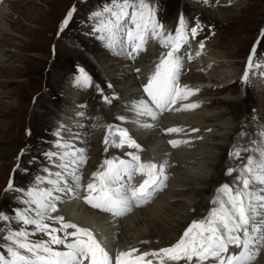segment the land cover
Returning a JSON list of instances; mask_svg holds the SVG:
<instances>
[{
  "label": "snow or ice",
  "instance_id": "1",
  "mask_svg": "<svg viewBox=\"0 0 264 264\" xmlns=\"http://www.w3.org/2000/svg\"><path fill=\"white\" fill-rule=\"evenodd\" d=\"M75 10L73 7L68 11L61 30L69 24ZM90 19L93 34L116 55L135 59L150 39L158 40L162 47L169 49L161 53L147 82L142 85L144 97L132 101L128 108L133 114V123L141 128H153L156 125L144 122L143 118L157 121L164 111L199 107L198 103L178 104L198 91L179 83L183 67V57L179 53L189 37L197 36L199 23L190 27L181 15L175 32H165L164 25L157 19V9L149 0H108L101 9L91 13ZM200 47L203 48V43ZM255 51L253 46L241 77L245 83L248 70L258 66L253 63ZM136 71L139 73L140 69ZM79 73L77 84L91 86L92 79L85 70L80 68ZM96 87L102 91L99 85ZM114 98L103 97L108 104ZM117 119L125 121L128 118L118 116ZM107 128L105 152L109 146L119 149L126 146L132 151L125 153L127 159L118 156L104 159L86 185L82 184L80 174L86 162L84 150L76 149L62 139L56 141L59 151L44 153L50 161L58 158L60 171L53 174L45 168L49 175H37L27 188L14 187L9 179L5 192L19 193L17 199L26 207L15 209L13 216L0 211V221L5 222L0 228V238L4 241L0 244V264H252L264 251V131H261L259 141H252L254 147H233L230 158H240L245 152L252 154L241 167L227 169L226 175L236 173L233 183L220 185L207 215L193 220L180 238L168 247L143 253L131 248L113 256L93 229L68 221L61 215H52L58 211L56 202L60 197L54 195L58 192H71L74 198L82 199L93 209L112 217H122L133 207L149 203L167 186L168 161L142 158L144 150L127 128L111 124ZM183 131L180 127L163 129L165 134ZM55 135L60 136V131L57 130ZM188 143L183 139L168 140L173 148ZM137 176L142 179L134 183ZM11 221L19 226L11 227ZM47 221H54L59 227H53ZM27 226H33L32 230ZM36 233H42L48 239L32 240ZM233 248L238 251H232Z\"/></svg>",
  "mask_w": 264,
  "mask_h": 264
},
{
  "label": "rangeland",
  "instance_id": "2",
  "mask_svg": "<svg viewBox=\"0 0 264 264\" xmlns=\"http://www.w3.org/2000/svg\"><path fill=\"white\" fill-rule=\"evenodd\" d=\"M96 1L99 2L97 3L98 5L95 3V0H80V2L78 0H10L7 5H5L6 3H2V8L5 12L4 18L0 19V211L1 209H5L14 212V210L17 209L16 203L11 196V192L13 191H9V194V192H5V188L7 187L9 179H12L15 187H20L18 184L21 183L20 180H22L23 177L26 181L29 180L28 178L31 172V168L29 167L33 159H36V157L32 159V155L35 153L37 154L38 151L35 153L34 151L39 149V147H43V144L45 145V140L49 137L50 133L53 132L52 125L50 124L53 118L52 116L56 114L52 112L54 109H52L51 106L55 108L58 107V105L68 103L61 95L62 90L68 89L67 93L66 91L64 92L65 95L74 97V100L81 96V92L75 87H68V84H66L64 88V76H66L68 72L84 67L86 71L98 77V69H96L95 64L91 60L94 58L102 71L105 73L109 72L111 77L116 80V84L122 95V99L118 105L120 115L124 110L128 109L127 105H125L128 98L122 94V89L127 87L130 89L135 86V75H133V72L130 70V62L125 64V61L122 60L124 59L122 55H106V53L101 52V50L90 47L92 46L90 42H87L86 45L82 43L84 48L82 45H76V39L72 37V29H75L78 24L82 26L83 23H80V21L83 20L84 13L88 12V15H91L92 12L101 9L103 5L108 2V0ZM192 1V3H188L185 0H153L152 4L157 9V19L160 23H172L183 15L190 27L199 23L200 31L198 35H210L208 37L209 39H213L211 38L212 36L215 42L217 41L220 43V47L211 48L207 46L208 43L206 38H203L205 40L204 42H201L202 39H196V41L192 40L195 43L194 47L196 51L199 52V56L201 55V57L195 58L193 55L190 59L188 57L184 65L190 72H183L184 75H188V81L195 82L196 84H203L204 82L201 83L199 80L193 79L194 76L197 78L196 75L192 76V71L195 72L193 68L197 70L196 72H201L205 79H213V81H215L213 85L216 88L212 87V89H214L210 91L211 98L198 96L197 99L203 102L201 109L205 115H208L199 118L198 124L195 125L188 118L185 120L188 124L191 123L195 126V128L192 127V129H197L198 126L203 128L208 126L212 127L211 134L204 132L205 130L202 128L200 132L199 129L195 131L193 135L197 136L192 141V145L190 143V147L186 148V153L188 154V152H190L193 145L198 151H208L209 154H198L197 162L193 159L189 160L192 162L191 164L194 165L192 168L205 165L206 162H208L210 167H199L198 172L200 174H210L206 176L207 179L210 178L211 175L213 176L210 178V183L208 184L191 183L192 188L186 189L184 192L187 194L189 193L188 195H176V197L168 198L172 199L168 201L163 199V204H165L164 209L157 215V226L160 227L162 231H171L175 228L177 223L174 220L181 221L178 217L179 212L183 213L185 216L187 214V217H190V215L203 209L201 206H196V210H193L194 207H191L193 204L195 205L196 200L198 201L201 198L200 194L194 199L195 189L206 188L202 199L205 200L209 197L210 201V199H213L216 195V189L220 185L233 183L236 173L232 175H226L225 173L230 167H241L243 165L244 155L242 153L240 158H230L229 152L234 146L244 147L243 145L240 146V143L246 140L252 129V120L255 117V112H257L256 108H258V105L261 106V104H264V59L261 60L263 63L255 59L254 64L258 66L250 68L247 83L251 84L255 92L246 86L241 94L242 99L238 100L239 96L235 97L232 95L239 91L238 82L231 85V92H225L224 89H219L221 86L228 83L236 74L240 67L242 57L248 52V47L254 40L257 42L261 38L256 49V55L259 58L261 55H264V34L262 35V30H264V0H236L232 2V7L229 5L223 6L226 2L209 5L204 0ZM101 2H103V4H101ZM73 3H75L74 6L72 5ZM73 7H75L76 10L69 24L65 26L63 30L59 27L53 39L55 44L53 46L52 43L50 48V50H52L50 54L52 59L48 61L49 43L50 40H52L51 32L54 30L61 14L64 13L66 15L67 11ZM6 10L9 11L7 14ZM171 27L172 24H166L164 26L165 32H168ZM57 36H60L58 40ZM158 43V40H149L150 52L153 53L156 50ZM201 43H203V48L200 47ZM65 49L67 51L68 49H75L77 53L76 55H71L69 52V54H66L64 51ZM155 56L156 55L152 56V58ZM208 56L212 58L213 63L208 61L210 67H204L203 61L207 60L206 58ZM152 58H150L151 61ZM183 59H186L184 55ZM192 60H194V62L191 63ZM149 63H144L143 59L140 61L135 60L134 66L137 64L138 68H140ZM124 68H127L125 71L127 73L125 75L118 73ZM54 74H57L58 79H60L58 85L54 83ZM71 83L75 84L76 81H71ZM58 87H60V89H58ZM34 94L37 95L34 96ZM42 98L48 99L49 102L45 104V106L35 109L38 103L32 102V100L36 101ZM207 101H210V103L212 102V105L204 107V103ZM200 106L201 105H199V107ZM70 108L74 111L73 106H70ZM207 118H211L215 121L207 125L204 122L207 121ZM225 120H228V122H225ZM113 125L117 124L115 123ZM262 125H264V122ZM184 127L186 131L191 128L190 125ZM91 128L92 127L87 131L90 132ZM128 130L131 136L135 137L134 131L132 132L129 128ZM68 132L71 133V135L76 134L78 136V139L74 138V141L76 140V144L80 145L79 133L69 128ZM241 132H244L245 135L241 136ZM258 132L260 134V131ZM102 134L104 135L102 132H97L96 135L86 134L88 137H91L87 144L89 147H92L88 152L90 156L92 155L89 163L90 166H87L88 168H91L92 165L96 166V163L101 161V159H99L100 157L106 158L108 155L105 154V148L101 146L102 143H100L103 137ZM55 138L57 139V135H55ZM200 143L202 144L200 145ZM55 144L56 142L50 150H54ZM84 145L85 143L81 144V146H77L76 149H80ZM115 149L118 148H114V150ZM21 150H23V154H21ZM179 150L180 149L177 151ZM97 151L99 154H97ZM95 156L99 159L95 161L96 163L94 162ZM19 158H21V161L17 160ZM47 163L48 162H46V164ZM191 164L187 163L189 166H192ZM17 165H19V167H17ZM21 169H24V172L20 173L22 171ZM188 169L190 168H187L186 172H188ZM37 175L40 174L37 173ZM185 184V188H187L189 183ZM180 187L181 186H179L178 189H180ZM185 188H183V190H185ZM166 193L170 195L172 193L179 194L181 192L168 189ZM182 199L186 200L187 203L185 205ZM169 202H174V204H169ZM188 206L190 207L188 208ZM166 209L169 211H166ZM170 211H174L175 215L169 214ZM12 215H14V213ZM127 215H125L124 218ZM152 218L155 219L154 222L156 223V215H153ZM143 223L148 224L149 222L145 221ZM142 227L141 224L137 225V229H141ZM176 233H171L169 238L164 241L166 242L170 238H173L174 234L177 235ZM116 235L118 236L116 243L119 240V242L126 244L129 240V236L125 233L120 232ZM156 238L158 239V237ZM162 242L160 241L159 245H162ZM1 244H3V242H1ZM254 263L264 264V252L258 255L252 262V264Z\"/></svg>",
  "mask_w": 264,
  "mask_h": 264
},
{
  "label": "bare ground",
  "instance_id": "3",
  "mask_svg": "<svg viewBox=\"0 0 264 264\" xmlns=\"http://www.w3.org/2000/svg\"><path fill=\"white\" fill-rule=\"evenodd\" d=\"M235 1L236 0H233L232 2H235ZM4 12L5 11L2 8V4H0V19L4 18ZM208 37L209 36H202V35H199L198 37L196 36L195 38L189 37L187 43L182 47L181 52L179 54L182 57H183L184 54L188 55V57H191L192 55L195 58L196 57H198V58L201 57V55L199 56V54H198L199 52L196 51V49L194 47V45H195L194 41H192V40L196 41V39H202L201 42H204L205 40L203 38H206L207 43H208L207 46H210L211 48L212 47L213 48L220 47V43L219 42H217V41L215 42L213 39H209ZM186 48H187V50H186L187 53H183ZM97 50H98V48H97ZM163 50L164 51H166V50L168 51L169 49H163ZM64 51H65L66 54L70 53L71 55H76V53H77V50H75V49H73V50H71V49L69 50L68 49V51L65 49ZM181 53H183V54H181ZM160 55L153 57L152 58L153 61H151V63L145 64V65H143L140 68L137 67L136 69H140V72H143V73H146L148 71L149 72L153 71L154 70V65L158 62V60L160 58ZM206 59L207 60L203 61V66L204 67H210V63L208 61H211V63H213L212 58L208 56ZM91 60L95 64L96 69H100L102 71V69L98 66L96 60L94 58H92ZM186 61H187V59H183V66L186 63ZM195 61H198V60H195ZM192 62H194V60H192L191 63ZM263 66H264V64H263ZM126 69L127 68H124L123 70L121 69V71H119L118 73H121V74L125 75L127 73V72H125ZM146 70H148V71H146ZM193 70L195 72L197 71V70H195V68H193ZM54 71H56V70H54ZM131 71H132V69H131ZM192 73H193V71H192ZM105 75L111 77L109 72H106ZM189 78H190V76H189ZM53 80H54V83H57V85H58V82L60 81V79H58V75L57 74L53 75ZM179 83L181 85H187L188 87H190L192 89L200 88L203 85V84H199V83L196 84L195 82H190V81L184 80V79H183V81L179 80ZM58 89H60V87H58ZM208 90L209 89H204V90L202 89V91H208ZM260 90H262V89H260ZM263 90H264V88H263ZM65 91L67 93L68 89H66ZM139 92H140V90H139V87H137V86H133L130 89H129V87L122 89V94L127 96V98H128L127 101L125 100L126 101L125 105H127V108H129L128 106L131 105L132 101L139 100V99L142 98V96H141L142 94L139 93ZM131 95H132V97L134 96L133 97L134 99L131 97ZM197 99H198V93L195 92L193 95L189 96L188 100L184 101V103L185 102L186 103H194L195 101H198ZM35 102L38 103L37 104L38 106H36L35 109H38L39 107L45 106V104H47L49 102V100L45 99V98H42L41 100H36ZM178 102H180V101H178ZM199 103L202 104L203 102L199 101ZM51 108L54 109V110H52V112L54 114H56V115L52 116L53 118L51 120V124L55 120H56L55 121L56 123L59 122L58 117H61V116L67 117V118H70V119H74L75 116H79V113L78 114L74 113L73 109H71L70 106L69 107L65 106V107H62V108H60V107L59 108L58 107L54 108L53 106H51ZM201 108H202V105L197 108V112H193V110H192V111H190L189 114L185 113L184 110H181L183 112H181V111H164L159 116V119L157 121H152L150 118H147V117L143 118V121L147 122V123H153V122H155L156 124L161 123L162 124V128H166V127L167 128H169V127H180V128H182L184 130L181 133H172V134H164V135H162L160 133V132H162L161 129L158 130V125H156L157 129H154V127L153 128H141V127L137 126L135 123L132 122L134 117H133V114L131 112H128V109L124 110V112L120 115V116H125V117L128 118L125 121H120L119 120V123L121 125H124L125 126L124 128H127V129L131 128L132 132L134 131L135 137L133 136V138H135V140L143 148L144 151L142 153L144 155L149 154V151L151 150V151H153V153L151 152V154L154 155V153H155L156 156L158 155V158L160 160L161 159L160 156L162 155L163 150L165 148L164 147V143H165V141L167 139H183V140H188L189 141L188 144H182L179 147H176L175 149L173 148V149L170 150L172 152L173 156L175 157V159L178 161V165H177V167L176 166L173 167V172H174L173 178L174 179L173 178L171 179V181H170L171 186L169 187V189H174V190H177L178 192H181V193H179V194L172 193V194L169 195L168 193H166L167 192V190H166V192H164L162 195H160L161 197L159 196L152 204L144 206V207H140V208L132 211L125 218L124 217L123 218H116V219L113 220V219H109V218H111L110 216L107 217L105 215H102V214H99L97 212H94L93 210L83 206L81 203L76 202L75 199H73L71 196H68L66 191L58 192V193H55L54 195H58L62 199V203L57 201L56 205H59V206H56L58 211L56 213H52V215H61V216L65 217L66 220H71V221H73V220L77 221L78 220L79 222H81V225L82 224H84V225H87V224L88 225H91V224L92 225L93 224H105L106 226H111L112 229L115 230L116 234L122 232V233H125V234H127L129 236V238H128L129 240H128V242L126 244H123V242H119V240L117 241V245L126 246L128 250L131 249V248H136V249L139 250L140 253H143V252L152 251V250H149V249H142V248L140 249V247H143L144 245H145L146 248L147 247L160 246L159 245L160 241L161 242L164 241L165 239L169 238V235L171 233H176L178 231L180 226L184 224L183 220L185 218V215H183V213L179 212L178 217L181 219V221L179 222L178 220H174L177 223L175 225V228L172 229L171 231H162L161 228L157 226L158 225L157 215H158L159 212H161L164 209V205L165 204H163V199L168 201V200H172V199H168V198L176 197V195L187 194V193H184V192L186 191V189L192 188V184L194 182H196V184L197 183H199V184L200 183H207L208 184V183H210L209 182L210 178L213 176V175H211L210 178L207 179L206 176L210 175V174H206V173L205 174L204 173L200 174L198 172L199 167L200 168H203V167H208L209 168L210 164L208 162H206L205 165L195 166V168H192V167H194V165H192L191 164L192 162H190L191 159L196 160V162H197V158H198L197 155L198 154L199 155L200 154L203 155L204 153L209 154L208 151H198V150L195 149V146L193 145V147H191V149H190V152H188V154L186 153L187 152L186 148L190 147V143L192 145V141L196 138L197 135H193V133H195V132L192 131V127L195 128V126H193V124H191V123L188 124L187 122H185V124L184 123L181 124V123L183 122V120L185 121L188 118L190 121H192V123H194V125L198 124V119L199 118H202V117L208 115V114L205 115V113L202 111ZM74 110H76V109H74ZM102 110H103L104 119L105 120H107V119L110 120L108 110L107 109L104 110L103 108H102ZM207 120H212V119L211 118H207ZM121 125L119 127H121ZM186 125H190V127H191L190 130H187V131L185 130L184 126H186ZM60 127L61 128H59V129L57 128V130L60 131V136H57L56 141L58 139H62L63 141H68V142H70L72 144L73 147L75 146L74 148H76L77 146H81V144H83L82 142L79 143L80 145L76 144V142H75L76 140L74 141V138L78 139V136L76 135L74 137L73 135H71V133L68 132V128H69L68 124L61 125ZM201 128L203 129V127H201ZM261 131H264V125H262L260 133H261ZM259 136H260V134H259ZM88 138H89V141H90L91 137H88ZM99 141H100V138H99ZM100 143H102V141H100ZM83 148H84V146H82V148H80V149H83ZM165 149H167V147ZM178 149H180V150L177 151ZM55 151H59L57 149V147H56V144H55L54 150L53 151L50 150V152H55ZM36 155L37 154L35 153L34 157H36ZM95 155H96V153H95ZM91 157H92V155L90 156L89 159H91ZM105 157H106V155H105ZM95 159H96V156L94 157V162H95ZM99 159H102V157H100ZM58 163H59L58 158H54V161H50L49 160L48 163L43 168L49 169L50 172L54 174L55 172L60 171V169L57 166ZM99 163H102V161H100ZM99 163H96V164L98 165ZM187 163L191 164L192 166L187 165ZM211 167H212V164H211ZM187 168H190V169H188V172H186ZM94 169H95V166L92 165L91 169H89V172H92V170H94ZM180 170H182V171H180ZM46 175H47V172H46ZM41 176H45V175H43V173H42ZM53 178H54V176H53ZM180 183H184V184H180ZM185 183H189L187 188H185V185H186ZM179 186L185 188V190H183V188H181V187H180V189H178ZM213 189H211V190H213ZM205 191H206V188H204V187L195 189V191H194V199L196 198V196L198 197L201 194V198L198 201L196 200L195 205H198V204L202 205V204L206 203L204 201V199H202L203 193H205ZM62 197H64V198H62ZM71 200H74V201H71ZM183 202H184V205L187 203L186 200H183ZM169 204H174V202L173 203L169 202ZM195 205L193 204L192 206H195ZM189 207L190 206H188V208ZM182 209H184V208H182ZM166 211H169V210L166 209ZM169 214L175 215V212L174 211H170ZM153 215H156V223L154 222L155 219L152 218ZM145 221H148L149 223L148 224H144L143 222H145ZM0 224L3 225V227H4L5 222L1 221ZM139 224H141V226H143L141 229H137V225H139ZM10 226L15 228L11 224H10ZM138 227H140V226H138ZM133 229H135V230H133ZM32 237L41 239L42 236H41V233H36ZM156 237H158V239ZM164 237H166V238H164ZM145 238L150 239L151 242L152 241H155V242H152L151 244L148 243L147 245L144 244V243L141 244V243L138 242L140 239H145ZM0 241L3 242V239L0 238ZM261 264H263V263H261Z\"/></svg>",
  "mask_w": 264,
  "mask_h": 264
}]
</instances>
